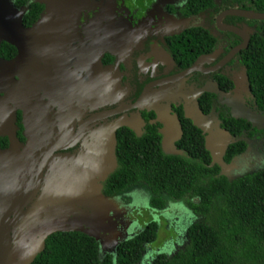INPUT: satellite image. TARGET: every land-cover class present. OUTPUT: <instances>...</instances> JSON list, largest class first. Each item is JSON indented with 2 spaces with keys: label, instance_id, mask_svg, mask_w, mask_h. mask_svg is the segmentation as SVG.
<instances>
[{
  "label": "flooded vegetation",
  "instance_id": "flooded-vegetation-1",
  "mask_svg": "<svg viewBox=\"0 0 264 264\" xmlns=\"http://www.w3.org/2000/svg\"><path fill=\"white\" fill-rule=\"evenodd\" d=\"M190 1L156 0L141 13L136 0H81L71 10L63 11L62 17L71 18L70 26H62L64 21L58 19L49 21L54 46L46 56L40 55L45 59L37 69L48 74V101L55 120L50 125L51 133L69 136L62 144L67 148L56 154H88L97 148L100 135L114 127L117 148L119 136L130 132L138 138L160 139L164 155L189 158L188 145L199 136L198 131L208 151L209 133L195 125L197 118L204 127L221 135L219 143L227 142V133L238 140L222 155L224 166L212 165V153L208 151L210 167L217 166L220 175L232 181L264 170V129L243 119L264 117L243 58L252 38L264 35L259 29L260 21L234 16L218 21L226 10L242 9L235 0H212L213 7L196 14L188 13ZM10 2L19 11L29 7L22 19L26 29L38 22L46 8L36 0H27L21 6L16 5L17 0ZM32 4L42 6V10L37 19L26 21ZM246 37L247 48L237 51ZM17 54L16 49L12 58H0L12 60ZM260 124L263 126V121ZM16 125L17 136L25 144L21 111ZM46 136L50 139L56 135ZM165 139L169 141L166 151L171 154L165 152ZM239 142L244 145L236 149L243 150L235 149L230 155V147ZM9 146V138L0 137V147ZM118 167L119 163L109 175L101 173L99 179L103 176L106 180L98 182L102 194L117 205L105 224L112 240L107 251L118 239L121 245L142 230L136 215L147 201L154 216L195 218L184 203H170L164 210L153 208L150 191L141 185L107 193V184ZM180 238L182 242L168 240L166 244L175 250L185 242L184 235ZM149 247L143 264H150Z\"/></svg>",
  "mask_w": 264,
  "mask_h": 264
},
{
  "label": "water",
  "instance_id": "water-1",
  "mask_svg": "<svg viewBox=\"0 0 264 264\" xmlns=\"http://www.w3.org/2000/svg\"><path fill=\"white\" fill-rule=\"evenodd\" d=\"M80 1L36 0L45 5V11L33 27L26 29L22 19L29 7L19 11L10 0H0V46L6 42L18 50L12 60L0 58V137L10 141L9 148L0 147V264H33L45 251L47 239L56 233H83L99 243L102 254L114 253L120 245L118 239L107 251L112 240L105 224L117 205L102 194V185L98 184L106 180L103 176L99 179L101 173L109 175L118 165L116 128L104 131L97 148L88 154H56L67 148L62 144L69 136L51 133L50 125L55 120L48 101V74L37 69L45 59L40 55L46 56L54 46L49 21H64L62 26L66 27L71 18L62 17L63 11ZM227 16L264 21V13L244 9L226 10L218 21ZM228 30L240 34L234 28ZM248 43L246 37L237 51L247 48ZM19 111L25 144L17 136ZM243 119L264 129L260 124H264V117ZM194 122L209 133L206 146L212 153V165L224 166L222 155L238 140L227 133V142L221 144L217 141L221 135L204 127L200 119L194 118ZM53 134L56 136L50 139L46 136ZM168 142L164 140L166 153Z\"/></svg>",
  "mask_w": 264,
  "mask_h": 264
},
{
  "label": "trees",
  "instance_id": "trees-1",
  "mask_svg": "<svg viewBox=\"0 0 264 264\" xmlns=\"http://www.w3.org/2000/svg\"><path fill=\"white\" fill-rule=\"evenodd\" d=\"M26 2L17 0L16 5ZM235 2L239 8L264 13V0ZM213 6L212 0H191L188 13ZM41 10L42 6L32 4L25 20L37 19ZM259 29L264 34V21ZM15 54L14 46L1 45L0 57ZM243 58L258 105L264 110V35L252 38ZM198 132L188 145L192 158L164 155L160 139L154 136L121 134L119 167L106 192L120 193L141 185L150 191L153 208L164 210L170 203H184L193 211L195 221L187 229L185 246L173 253L157 252L150 264H264V170L228 180L217 166L210 167V154ZM242 145H232L228 153ZM158 237L159 227L151 222L116 253L102 255L99 243L83 233H56L47 239L45 251L33 264H143L146 247L154 245Z\"/></svg>",
  "mask_w": 264,
  "mask_h": 264
},
{
  "label": "rangeland",
  "instance_id": "rangeland-1",
  "mask_svg": "<svg viewBox=\"0 0 264 264\" xmlns=\"http://www.w3.org/2000/svg\"><path fill=\"white\" fill-rule=\"evenodd\" d=\"M136 1L138 2L140 7L142 8L141 13H143V10H145L151 3H153V1H156V0H136ZM145 1H147V3H144ZM183 2H184V0H183ZM149 206H150V204L147 201V203H145L143 206V211L139 212L136 216L140 217L137 221L141 227H143L146 224L151 223V222L157 223V225L159 227L158 240L154 245L149 247V256L148 257H150V260H151L152 257L155 256L154 252L157 253V251H159L161 253H163V252L173 253V252H175V250H178L179 248H183L186 244L185 239H184L185 242L183 244H181V246H179L175 250L170 249L171 247L168 246L166 244V242L168 240H171V242L169 241V243H173L175 241L177 243L182 242L183 238H180V236L183 237V235H184V237H186L185 233L187 232V229L191 226V224L195 221V218L190 216V215H188V216L187 215H185V216L179 215L178 220H176L174 215L170 217L171 219L166 218V217L163 218V217H159V216H154L151 212H149V210H150ZM181 207L184 210H186L184 205H181ZM179 209H180L179 206H177L176 210H179Z\"/></svg>",
  "mask_w": 264,
  "mask_h": 264
},
{
  "label": "bare ground",
  "instance_id": "bare-ground-1",
  "mask_svg": "<svg viewBox=\"0 0 264 264\" xmlns=\"http://www.w3.org/2000/svg\"><path fill=\"white\" fill-rule=\"evenodd\" d=\"M23 33H26V31H22Z\"/></svg>",
  "mask_w": 264,
  "mask_h": 264
}]
</instances>
